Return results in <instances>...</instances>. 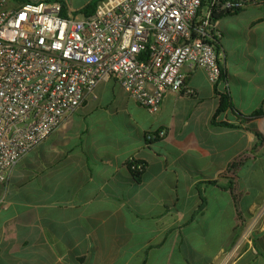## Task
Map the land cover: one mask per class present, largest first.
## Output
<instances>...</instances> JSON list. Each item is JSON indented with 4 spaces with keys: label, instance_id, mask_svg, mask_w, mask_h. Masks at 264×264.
Instances as JSON below:
<instances>
[{
    "label": "crops",
    "instance_id": "1",
    "mask_svg": "<svg viewBox=\"0 0 264 264\" xmlns=\"http://www.w3.org/2000/svg\"><path fill=\"white\" fill-rule=\"evenodd\" d=\"M60 1L75 12L94 0ZM215 25L218 89L228 90L233 106L214 120L220 96L203 67L187 80L196 95L167 91L155 114L115 77L100 83L0 180V264H151L153 250L158 264H175L190 234L184 229L196 219H230L241 231L226 253L207 246L211 259L264 264L254 235L264 233V198L244 211L240 191L242 176L263 171L264 140L256 145L264 114L251 115L264 109V5L227 13ZM160 128L167 135L148 142L146 133ZM242 153L243 163L227 172ZM133 160L143 169L132 170ZM210 187L220 191L215 206Z\"/></svg>",
    "mask_w": 264,
    "mask_h": 264
},
{
    "label": "built area",
    "instance_id": "2",
    "mask_svg": "<svg viewBox=\"0 0 264 264\" xmlns=\"http://www.w3.org/2000/svg\"><path fill=\"white\" fill-rule=\"evenodd\" d=\"M202 1L99 0L77 19L60 0H0V180L112 77L152 114L167 91L196 95L187 80L199 67L224 82L211 17L264 0H212L199 20Z\"/></svg>",
    "mask_w": 264,
    "mask_h": 264
},
{
    "label": "rangeland",
    "instance_id": "3",
    "mask_svg": "<svg viewBox=\"0 0 264 264\" xmlns=\"http://www.w3.org/2000/svg\"><path fill=\"white\" fill-rule=\"evenodd\" d=\"M22 1V0H20ZM71 0H69L70 2ZM75 1V2H74ZM72 0L71 4H76L81 0ZM77 1V2H76ZM23 3V2H22ZM21 3V4H22ZM20 4V5H21ZM12 6H15L12 4ZM11 7V6H10ZM207 8L205 9V11ZM204 11V12H205ZM74 17L77 19H83L85 16L84 11L76 10L73 12ZM261 168L263 171H253L248 172L242 176L240 180V191L242 197V209L246 211L251 201L255 198H264V163ZM220 191L216 188H209L207 196L210 197V200L213 202V206L218 199ZM211 205V204H209ZM264 206V204L259 205ZM197 218L198 215H195ZM232 223L230 219L221 220H212V219H196L190 221V224L187 225L184 231L190 233L185 244L179 245V258L175 264H220V259L213 260L210 258L209 253L206 254V247L210 249H218V247H226V252L230 251L232 247V242L238 241V236H240V229L232 228ZM232 233V239L229 238V235ZM264 233L256 232L254 235L257 236L256 246L259 251L261 247H264ZM230 239V240H229ZM207 241L210 242L207 244ZM256 250V249H255ZM218 251V250H215ZM257 252V251H256ZM157 253L156 250L151 252V264H158L155 258L151 256ZM183 253L186 255V258L181 257ZM223 253H220L219 256H222ZM213 258V257H212Z\"/></svg>",
    "mask_w": 264,
    "mask_h": 264
},
{
    "label": "trees",
    "instance_id": "4",
    "mask_svg": "<svg viewBox=\"0 0 264 264\" xmlns=\"http://www.w3.org/2000/svg\"><path fill=\"white\" fill-rule=\"evenodd\" d=\"M211 1L212 0H203L202 1V5H201L200 10H199V13H198V19L199 20L204 16V13H205L204 11H205L206 8L208 9V7L210 6V2ZM97 2H98V0H94L88 6H86L85 9L83 10L84 13L86 15L91 14L94 11ZM227 13H231V12L230 11H227V12L226 11H221L219 13H214L212 15V17H211L212 22L214 23L218 18H220L221 16H223V15H225ZM212 31H213V33L211 35L212 42L216 45V48H217L218 52L220 53V45L218 43L219 42V38L216 35L214 28H212ZM216 91H217V93L220 96V105H219V107H218V109H217V111L215 113L214 120L216 119V117L218 115H220L221 113L225 112L229 107H232L233 106L232 105L231 98H230V95H229V92H228L227 89L220 90V89H218V86H217L216 87ZM262 114H264V109L260 108V109L255 110L254 113L251 116L256 117V116H259V115H262ZM245 117L247 119H249V116H245ZM258 134H259V141H258V143H257L256 146L257 147H260L261 144H262V142H263V140H264V138H263L262 135H260L259 132H258ZM158 140L159 139H157L155 141H158ZM155 141H151L150 143L152 144ZM245 157H246V153H242L239 157H237V159H235L234 161H232L229 164L228 168H227V172L228 171H231L235 167L240 166L243 163ZM139 164L144 165L143 162L133 160V161H131L129 163V166H130V168L132 170H135L136 172H139L140 169H137V168H139L138 167ZM255 247H256L257 251L259 252V250H258V248L256 246V243H255Z\"/></svg>",
    "mask_w": 264,
    "mask_h": 264
}]
</instances>
